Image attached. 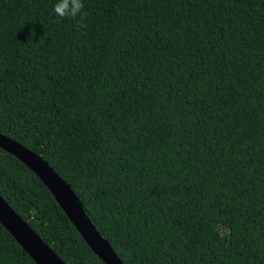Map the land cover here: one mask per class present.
Returning <instances> with one entry per match:
<instances>
[{"label":"trees","instance_id":"16d2710c","mask_svg":"<svg viewBox=\"0 0 264 264\" xmlns=\"http://www.w3.org/2000/svg\"><path fill=\"white\" fill-rule=\"evenodd\" d=\"M56 2L0 0V134L123 264H264V0ZM0 196L65 264H103L2 149ZM0 264H35L1 225Z\"/></svg>","mask_w":264,"mask_h":264},{"label":"water","instance_id":"95a60500","mask_svg":"<svg viewBox=\"0 0 264 264\" xmlns=\"http://www.w3.org/2000/svg\"><path fill=\"white\" fill-rule=\"evenodd\" d=\"M0 149L24 164L46 187L82 240L103 264H123L85 213L81 202L40 155L0 134ZM0 225L35 264H65L0 196Z\"/></svg>","mask_w":264,"mask_h":264},{"label":"clouds","instance_id":"9594fccd","mask_svg":"<svg viewBox=\"0 0 264 264\" xmlns=\"http://www.w3.org/2000/svg\"><path fill=\"white\" fill-rule=\"evenodd\" d=\"M53 13L60 19H76L80 17L81 22L87 16L84 11L83 0H57L53 6ZM82 27L83 24L81 23Z\"/></svg>","mask_w":264,"mask_h":264}]
</instances>
